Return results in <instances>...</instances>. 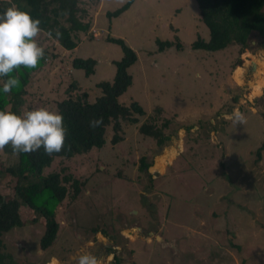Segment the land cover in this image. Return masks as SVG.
Here are the masks:
<instances>
[{
  "label": "rangeland",
  "instance_id": "374dc122",
  "mask_svg": "<svg viewBox=\"0 0 264 264\" xmlns=\"http://www.w3.org/2000/svg\"><path fill=\"white\" fill-rule=\"evenodd\" d=\"M124 1L80 0L90 25L72 49L40 34L38 43L58 56L30 71L27 104L47 107L75 79L80 86L70 88L73 94L82 88L98 94L95 82L111 80L112 60L121 56L120 46L105 40L110 32L138 56L129 67L132 84L118 98L137 100L145 114L124 126L117 144L107 143L108 128L101 148L54 156L44 173L84 178L77 196L56 210L57 237L40 249L43 224L24 207L23 223L0 235L4 250L17 264H78L85 254L99 264H115L116 257L120 264H264V149L258 161L254 152L264 138V37L252 32L241 52L235 44L193 49L197 33L208 37L196 0H134L107 14ZM159 38H176L181 47L157 50ZM77 55L96 58L94 73L72 68ZM234 109L244 124L224 118ZM153 115L161 126L169 118L162 146L138 130ZM141 156L151 162V175L139 168ZM12 160L0 150V163ZM6 190L0 177V191Z\"/></svg>",
  "mask_w": 264,
  "mask_h": 264
},
{
  "label": "trees",
  "instance_id": "16d2710c",
  "mask_svg": "<svg viewBox=\"0 0 264 264\" xmlns=\"http://www.w3.org/2000/svg\"><path fill=\"white\" fill-rule=\"evenodd\" d=\"M133 1L125 0L119 7L107 10V14H118ZM196 3L198 17L208 28V37L204 38L197 33L190 43L193 49L214 51L235 44L237 50L241 52L252 32L264 37V0H196ZM12 4L22 11L29 12L33 18L40 19L42 29L47 34L51 30L53 38L56 37V32H59V37L55 39L65 49H72L79 44L78 32H86L90 25L89 20L83 18L86 9L80 5V0H11V3L0 0V12L5 11ZM108 33L105 40L118 44L121 49V56L112 60L115 70L111 80L102 79L95 82L99 93L92 96V92L84 88L73 94L70 88H75V85L80 86L79 81L75 79L70 86L65 87L62 97H54L49 105L46 104L45 108L58 111L64 116V125L67 129L65 149L51 156L47 155L43 148L32 154L19 155L15 154L10 146L1 150L13 155V160L8 164L0 163V177L4 179L5 186L10 188L9 191H0V235L3 231L23 223L21 211L25 207L30 213L28 217L31 220L39 218L43 224L38 241L40 249L45 251L50 247L59 230L56 210L65 199H73L77 196L80 187L84 184V178L78 179L72 174L61 175L57 171L44 173L42 171L44 166L50 164L54 156L68 157L75 153L86 152L92 147L101 148L106 143L108 128L111 129V135L107 143L110 141L117 144L124 138V126L137 124L140 116L145 114L146 110L137 100L123 102L118 98L132 84L133 77L129 67L138 59L136 50L124 37ZM173 44L176 50L181 47L180 41H176V38L175 41L159 38L157 50L173 47ZM43 48L45 58L39 62L37 68L21 67L11 74L17 76L21 83L19 88L13 89L10 94L0 91V110L26 114L34 108H40L28 106L27 101L30 98L25 85L29 80L30 71L42 67L49 57L58 56L55 55L56 51L49 54L48 48L46 46ZM238 60L239 58L235 59L233 63ZM96 62L94 57L77 55L72 57L70 65L72 68L82 69L84 75L88 76L94 73ZM261 64L264 65V59ZM240 68L241 73L243 68ZM6 79L7 77L0 78V89ZM155 109L165 114L161 105L156 104ZM99 119H102L99 126H90L91 121ZM158 119V116L153 115L151 120L141 122L138 130L151 136L158 146H162L170 138L171 132L163 131V127L168 125L169 118L162 120V126L157 124ZM262 149H264V138L254 150L255 161L259 160ZM150 164V161H145V156L140 157L139 168L149 175L151 173L147 167ZM233 169L237 170L239 167ZM263 198L264 196L261 200ZM149 207H153V203ZM260 209L264 211V203L260 205ZM0 264H17L8 251L4 250L1 239ZM115 264H120L117 257ZM131 264L137 263L133 260Z\"/></svg>",
  "mask_w": 264,
  "mask_h": 264
},
{
  "label": "clouds",
  "instance_id": "9594fccd",
  "mask_svg": "<svg viewBox=\"0 0 264 264\" xmlns=\"http://www.w3.org/2000/svg\"><path fill=\"white\" fill-rule=\"evenodd\" d=\"M6 2L11 3V0ZM43 31L40 19L33 18L29 12L20 10L15 4L0 12V78L7 77L0 91L4 94H10L20 86L19 78L11 75L14 71L21 67L35 69L45 58V49L37 40ZM59 35L56 32L55 38ZM48 37L53 38L51 30L48 31ZM224 118L236 124L246 122L243 113L236 109L225 114ZM101 123L102 119L93 120L90 126L97 127ZM66 136L64 116L58 111L45 107L34 108L26 114L0 110V150L10 146L19 155L32 154L43 148L51 156L65 149ZM78 264L99 262L95 256L85 254L79 257Z\"/></svg>",
  "mask_w": 264,
  "mask_h": 264
}]
</instances>
